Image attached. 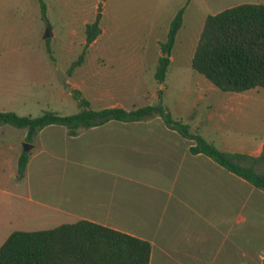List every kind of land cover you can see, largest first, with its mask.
Wrapping results in <instances>:
<instances>
[{
	"label": "crops",
	"instance_id": "crops-1",
	"mask_svg": "<svg viewBox=\"0 0 264 264\" xmlns=\"http://www.w3.org/2000/svg\"><path fill=\"white\" fill-rule=\"evenodd\" d=\"M93 20L83 19L84 32ZM36 62L0 57V110L37 101L40 79L32 76ZM113 64L111 58L96 55L83 71L76 67L66 78L75 74V88L93 108L140 106L128 91L117 97L112 87L101 85L110 78ZM251 89L242 90L241 96L251 97ZM152 94L158 97V87ZM57 95L69 100L71 91L60 88ZM216 115L223 117L217 109L208 118ZM7 124L0 123V245L16 229L87 219L148 240L147 264H262L264 190L207 154L191 152L193 140L159 115L110 119L74 135L63 124H47L28 149L23 147L27 128L15 132ZM224 141L220 149L252 154L264 149V139L241 138V147L234 150L226 147L229 136ZM23 151L29 157L19 172ZM11 179H16L13 185L8 184Z\"/></svg>",
	"mask_w": 264,
	"mask_h": 264
},
{
	"label": "rangeland",
	"instance_id": "rangeland-1",
	"mask_svg": "<svg viewBox=\"0 0 264 264\" xmlns=\"http://www.w3.org/2000/svg\"><path fill=\"white\" fill-rule=\"evenodd\" d=\"M44 1L46 18L37 0H0V57L38 59L32 75L40 79V86L36 87L38 99L27 105L17 104V113L36 115L44 109L64 114L77 111L79 107L72 95L67 100L57 92L60 88L72 92L77 77L73 74L66 78L67 75L76 67L83 71L93 57L104 55L115 64L110 78L101 85L112 87L115 96L128 91L135 103L144 105L157 102L159 97L152 92L155 87L162 88L161 100L172 116L189 123L192 131H198L217 147L224 145L226 136L230 139L226 147L233 150L241 147V138L264 139V88L253 87L248 91L251 97L241 96V91L220 89L191 65L208 13L240 2L264 0H105L100 21L103 31L87 48L85 66H76L71 73L67 69L84 46L82 21L93 20L98 0ZM184 5L183 22L160 87L153 76L160 42L166 39L170 19ZM217 109L223 117L209 119L208 113ZM16 135L12 133L14 138ZM15 182L11 179L8 184Z\"/></svg>",
	"mask_w": 264,
	"mask_h": 264
},
{
	"label": "trees",
	"instance_id": "trees-1",
	"mask_svg": "<svg viewBox=\"0 0 264 264\" xmlns=\"http://www.w3.org/2000/svg\"><path fill=\"white\" fill-rule=\"evenodd\" d=\"M46 18V3L37 0ZM103 0L93 21L85 25V44L69 67L80 65L90 42L101 32ZM184 7L171 19L166 39L160 42L154 77L162 83L170 64V51L183 22ZM191 65L222 90L242 91L251 87L264 88V2H240L205 17ZM79 109L64 114L44 109L39 114H19L14 110H0V123L26 127L24 140L32 142L37 131L47 124L58 123L68 133L101 124L110 119L140 120L159 115L171 128L193 140L191 152H203L229 171L264 190V149L258 154L224 150L190 125L174 118L162 102V88L158 101L124 108L105 106L93 108L81 90L71 92ZM29 154L23 151L18 159V171L24 172ZM151 243L133 234L87 219L39 230H13L0 245V264H147ZM264 264V259L262 261Z\"/></svg>",
	"mask_w": 264,
	"mask_h": 264
},
{
	"label": "water",
	"instance_id": "water-1",
	"mask_svg": "<svg viewBox=\"0 0 264 264\" xmlns=\"http://www.w3.org/2000/svg\"><path fill=\"white\" fill-rule=\"evenodd\" d=\"M47 34H48V33H46L45 35H47ZM65 86H67V84H66ZM30 146H31V143H30V142H27V141H24V142H23V147H24L25 149H28Z\"/></svg>",
	"mask_w": 264,
	"mask_h": 264
}]
</instances>
